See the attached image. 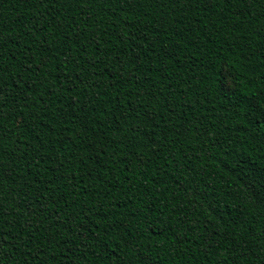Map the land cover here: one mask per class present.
Instances as JSON below:
<instances>
[{"label":"trees","instance_id":"16d2710c","mask_svg":"<svg viewBox=\"0 0 264 264\" xmlns=\"http://www.w3.org/2000/svg\"><path fill=\"white\" fill-rule=\"evenodd\" d=\"M0 90V264H264V0H0Z\"/></svg>","mask_w":264,"mask_h":264},{"label":"snow or ice","instance_id":"6c2138e0","mask_svg":"<svg viewBox=\"0 0 264 264\" xmlns=\"http://www.w3.org/2000/svg\"><path fill=\"white\" fill-rule=\"evenodd\" d=\"M76 2H79V0H76ZM0 94H2V90H0ZM21 123H22V121H21Z\"/></svg>","mask_w":264,"mask_h":264}]
</instances>
